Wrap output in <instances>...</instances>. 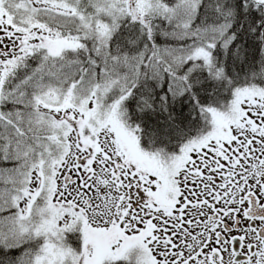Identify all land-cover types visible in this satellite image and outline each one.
Segmentation results:
<instances>
[{"label": "snow or ice", "instance_id": "obj_1", "mask_svg": "<svg viewBox=\"0 0 264 264\" xmlns=\"http://www.w3.org/2000/svg\"><path fill=\"white\" fill-rule=\"evenodd\" d=\"M0 264H264V0H0Z\"/></svg>", "mask_w": 264, "mask_h": 264}]
</instances>
